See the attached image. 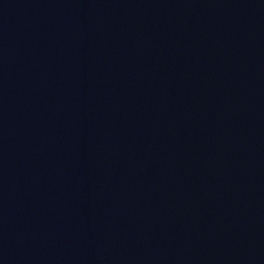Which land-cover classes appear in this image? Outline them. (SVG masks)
I'll list each match as a JSON object with an SVG mask.
<instances>
[{"label":"water","instance_id":"water-1","mask_svg":"<svg viewBox=\"0 0 264 264\" xmlns=\"http://www.w3.org/2000/svg\"><path fill=\"white\" fill-rule=\"evenodd\" d=\"M236 264H264V0H168Z\"/></svg>","mask_w":264,"mask_h":264}]
</instances>
